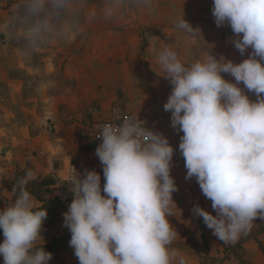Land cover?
<instances>
[{
	"label": "clouds",
	"instance_id": "9594fccd",
	"mask_svg": "<svg viewBox=\"0 0 264 264\" xmlns=\"http://www.w3.org/2000/svg\"><path fill=\"white\" fill-rule=\"evenodd\" d=\"M153 0H12L9 18L17 37L36 48L74 32L81 17L112 20L132 8L151 11ZM217 27L228 25L232 41L248 58L234 63L207 51L187 62L171 46L153 54L170 81L164 104L171 126L182 132L179 150L186 179L196 178L215 215L198 204L192 211L223 243H235L264 219V0H213ZM175 28L189 40L200 37L183 15ZM222 73L230 74L235 83ZM254 92L256 101L239 86ZM96 156L104 183L95 170L77 172L69 181L74 198L64 213L70 247L79 264H191L174 247L179 235L170 223L177 208L171 175L174 148L163 134L137 117L98 125ZM30 179L32 173H28ZM22 180L13 201L0 209V257L3 264H49L53 258L38 242L47 217Z\"/></svg>",
	"mask_w": 264,
	"mask_h": 264
},
{
	"label": "rangeland",
	"instance_id": "374dc122",
	"mask_svg": "<svg viewBox=\"0 0 264 264\" xmlns=\"http://www.w3.org/2000/svg\"><path fill=\"white\" fill-rule=\"evenodd\" d=\"M90 3L98 5L99 0H90ZM10 5L11 3L7 7L10 8ZM212 6L213 0H153L151 11L134 7L116 19L97 18L90 22L81 17L74 32L49 43L59 52L56 58L63 59L61 61L66 63V94L59 96L62 108H66V124L58 126L50 120L46 129L50 139L56 141L58 147L66 146V139L75 144L68 148V154L72 158L66 163V150L53 154L54 160L43 154L44 157L38 158L39 163L33 161L32 157L23 161L9 158L0 180V203L5 202L8 205L20 187L13 192L9 191V186L15 180L16 170H20V173H32L30 179L26 176L24 180H27V190L32 189L31 194L37 207L43 204L36 200L34 193L38 190L35 188L46 179L56 181V184L48 188L52 192L50 195L67 203L65 208L58 210L56 222L48 224V221H44L39 245L51 244L54 240L65 237L71 239V233L65 226L64 213L68 210L74 194L70 190L71 184L61 180L66 178V173L73 174V167L81 174L85 170H95L100 173L103 186L102 165L91 157L95 144L88 126L93 123L95 115L97 118H104L117 110L136 114L149 121L153 131L163 134L175 150L171 175L177 185V191L173 193L177 208L174 209L175 215L168 219L179 235L173 246L184 252L190 258L191 264H264V250L252 239L244 244V253L238 254L244 255L246 262H240L235 255L225 258L228 252L226 253L224 247L229 244L236 245L243 240L244 235L235 243H223L204 224L202 217L194 215L192 209L197 204L213 215L215 212L196 178L186 179L187 169L179 150L183 133L171 126V112L164 110L172 86L162 75L163 70L157 64L152 51L153 48L171 46L187 62L202 58L207 51L217 59L223 57L234 63L248 58L252 49L249 48L241 54L235 48L232 43L236 38L235 34L228 25L217 27ZM182 15L193 28L199 29L200 37L189 40L181 30L175 28L176 18ZM142 33L147 39L146 48H143ZM41 54L49 55L50 52L45 50ZM222 75L226 80L235 83L230 74ZM239 86L250 100H257L254 92H249L242 83ZM69 115L70 118L67 119ZM68 121L71 126H68ZM25 152L31 154L29 148H25ZM5 155L3 152L2 156ZM37 155L38 152H35L34 156ZM21 165L26 169L22 170L19 167ZM263 225L264 219L257 218L252 228L257 231ZM49 227L54 230L47 229ZM259 237L264 245V234ZM3 239L0 230V242ZM69 241L58 251L45 250L53 252L49 264H79Z\"/></svg>",
	"mask_w": 264,
	"mask_h": 264
},
{
	"label": "crops",
	"instance_id": "0c3cea01",
	"mask_svg": "<svg viewBox=\"0 0 264 264\" xmlns=\"http://www.w3.org/2000/svg\"><path fill=\"white\" fill-rule=\"evenodd\" d=\"M10 3V0H0V23L8 21L10 8L7 6ZM142 37L143 48H146L147 39L143 33ZM53 48L49 43L36 48L30 47L17 37L11 27L0 30V180L9 158L23 161L32 157L33 161L39 163L38 158H42L43 154L54 160L53 154L60 151L63 153V150H66V163L72 158L68 154V148L75 144L66 139V146L58 147V143L50 139L46 129L50 120L58 126L66 124V108H62L59 99V96L66 94V63L61 61L63 59L56 58L59 52ZM45 50L50 54L40 55ZM119 113L122 111L115 110L104 118H97L95 115L88 130L92 132L101 122ZM133 115L154 130L149 121ZM69 118L70 115L67 119ZM71 125L68 121V126ZM94 144L91 157L99 161L95 154L97 146ZM25 148H29L31 154L26 153ZM3 152L6 153L4 157ZM35 152H38L37 156H34ZM22 166L19 167L25 170ZM68 176L66 173V178ZM66 203L64 200V208ZM5 206V202L0 203V209ZM47 229L54 230L53 227Z\"/></svg>",
	"mask_w": 264,
	"mask_h": 264
},
{
	"label": "trees",
	"instance_id": "16d2710c",
	"mask_svg": "<svg viewBox=\"0 0 264 264\" xmlns=\"http://www.w3.org/2000/svg\"><path fill=\"white\" fill-rule=\"evenodd\" d=\"M27 174L28 173H20V170H16L15 180L9 186V191L13 192L15 188H18V186H20L21 184V181L24 180L26 176H28ZM54 184H56V181L46 179L42 181V183H40V185H38L35 188L38 191L34 193L37 199L43 204L41 207H45L47 210V217L45 220L48 221L49 224H52L58 220L57 212L58 210L60 211L61 207H63V201L60 198L58 197L52 198V196L50 195L52 192H51V189H48V188L49 186H52ZM31 190H28V191L31 193L32 192ZM262 234H264V225L262 229L257 230V231L251 229V231H249L246 235H244L243 240H241L239 243H237L236 245L229 244L224 247V250L226 251V253L228 252V254L226 255L227 257L225 258H228V256L230 255H235V256H238V259L240 260V262L242 263L246 262L243 258L244 255L240 256L238 254L241 252L242 254L244 253V244L249 242L251 239L254 240L258 244L260 249L264 250L263 241L259 237V235H262ZM69 240L70 239L65 237L59 240L58 239L54 240L51 244L39 245V246H43L44 250L58 251L61 247L63 248L65 246L66 241H69ZM1 260H2V257L0 258V261Z\"/></svg>",
	"mask_w": 264,
	"mask_h": 264
},
{
	"label": "built area",
	"instance_id": "2783aa9c",
	"mask_svg": "<svg viewBox=\"0 0 264 264\" xmlns=\"http://www.w3.org/2000/svg\"><path fill=\"white\" fill-rule=\"evenodd\" d=\"M128 117H133L135 118V116L133 114H130V113H119V114H115L114 116H112L111 118H108L106 120H104L103 122H101L100 125H103L105 123H109V122H112V123H119L121 119H124V118H128ZM141 121V120H140ZM144 123L145 127L151 129L150 126H148L145 122H142ZM96 130H97V127L94 128L92 130V138H93V142L96 143V146L98 147V145L101 143V140L100 139H97L95 137V134H96ZM0 264H3V258L2 260L0 261Z\"/></svg>",
	"mask_w": 264,
	"mask_h": 264
}]
</instances>
